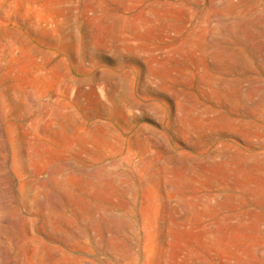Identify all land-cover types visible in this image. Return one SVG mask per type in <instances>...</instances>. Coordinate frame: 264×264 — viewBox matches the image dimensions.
I'll return each instance as SVG.
<instances>
[{"label": "rangeland", "instance_id": "rangeland-1", "mask_svg": "<svg viewBox=\"0 0 264 264\" xmlns=\"http://www.w3.org/2000/svg\"><path fill=\"white\" fill-rule=\"evenodd\" d=\"M0 264H264V0H0Z\"/></svg>", "mask_w": 264, "mask_h": 264}, {"label": "bare ground", "instance_id": "bare-ground-1", "mask_svg": "<svg viewBox=\"0 0 264 264\" xmlns=\"http://www.w3.org/2000/svg\"><path fill=\"white\" fill-rule=\"evenodd\" d=\"M129 159V158H128ZM125 162H127L126 160H125ZM114 165V164H113ZM119 166V165H118ZM117 166V167H118ZM111 167H115V166H111ZM110 167V168H111ZM119 168V167H118ZM112 169V168H111ZM116 169V168H115ZM60 170V169H59ZM110 170V169H109ZM56 171V170H55ZM113 171V170H112ZM116 171V170H115ZM122 174V173H121ZM98 175V174H97ZM96 175V176H97ZM117 176H119V175H117ZM116 177V176H115ZM120 178H121V176H119V179L118 178H116V179H118V180H120ZM115 180V179H114ZM113 180V181H114ZM116 181L117 183H121V182H119V181ZM125 180V179H124ZM120 181H122V180H120ZM127 181H129L130 182V180H128L127 179ZM127 181H126V183H125V188H124V190H126L127 191V193L129 192L130 193V191L132 190V183H127ZM115 184L116 186L118 185L119 186V184ZM121 184H124V183H121ZM41 185V184H40ZM97 186V185H96ZM123 187V186H122ZM121 187V188H122ZM134 191H135V189H133ZM125 192V191H124ZM132 192V191H131ZM71 202V201H70ZM131 208V207H130ZM95 209V208H94ZM49 214V213H48ZM97 214V213H96ZM50 215V214H49ZM98 215V214H97ZM111 223V222H110ZM113 223V222H112ZM112 223L111 224H106V226L104 225V227H105V233L106 234H109L110 235V233H112L111 235H113L114 236V239H113V241H111V242H109L108 244H107V250H109V251H112V252H114V253H116L118 256H120V257H123V258H125L126 256H128L130 253V251L129 250H127V252L125 251H123L122 249H121V247H119L118 246V234H119V232H120V229L118 228V227H113V225H112ZM115 223V222H114ZM117 223V222H116ZM115 225V224H114ZM116 225H118V224H116ZM128 225H129V223H128ZM128 225H125V226H128ZM130 227L131 226H129V230H132V229H134V230H136L135 228H132V229H130ZM120 228H122V227H120ZM128 228V227H127ZM126 229V228H125ZM124 230V229H123ZM128 230V229H127ZM128 230V231H129ZM133 231V230H132ZM71 232V231H70ZM122 232V231H121ZM136 233H138V232H136ZM136 233H134V234H136ZM81 234V233H80ZM134 234H132V235H134ZM78 235V234H77ZM72 236V235H71ZM82 236V235H81ZM86 236V235H85ZM119 236H121L120 234H119ZM126 237V236H125ZM131 237V236H130ZM96 238V237H95ZM121 238H122V236H121ZM120 238V239H121ZM131 239V238H130ZM132 240V239H131ZM121 242V241H120ZM123 242V241H122ZM121 246V245H120ZM123 248V247H122ZM126 248V247H125ZM125 250V249H124ZM121 252H124V253H121ZM113 253V254H114ZM136 256V255H135ZM128 259V258H127ZM126 259V260H127Z\"/></svg>", "mask_w": 264, "mask_h": 264}]
</instances>
